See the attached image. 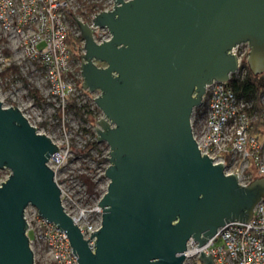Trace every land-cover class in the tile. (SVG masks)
I'll return each mask as SVG.
<instances>
[{
    "label": "water",
    "instance_id": "1",
    "mask_svg": "<svg viewBox=\"0 0 264 264\" xmlns=\"http://www.w3.org/2000/svg\"><path fill=\"white\" fill-rule=\"evenodd\" d=\"M114 1L94 19L112 35L100 44L73 14L85 40L83 87L101 92L96 138L111 148L94 249L48 165L57 143L0 98V169L11 171L0 184V264H34L30 204L65 230L80 264H183L189 239L201 245L229 222H250L264 198V177L241 186L201 153L191 122L207 84L240 67L237 45L249 43L247 63L264 73V0ZM199 258L215 264L211 253Z\"/></svg>",
    "mask_w": 264,
    "mask_h": 264
},
{
    "label": "built area",
    "instance_id": "2",
    "mask_svg": "<svg viewBox=\"0 0 264 264\" xmlns=\"http://www.w3.org/2000/svg\"><path fill=\"white\" fill-rule=\"evenodd\" d=\"M86 3L98 5L87 19L74 10L80 7L79 11L86 12ZM115 3L114 0H0V89L6 88L4 72L15 66L19 71L11 69L9 78L13 92H20L25 86L23 78L18 82L23 74L38 88L47 85L49 94L60 105L75 100L79 93L72 75L70 24L73 22L79 29L74 20V15L78 16L95 28L93 36L97 43L109 40L112 37L109 29L94 25V19L99 12L114 9ZM243 45L247 48L237 51ZM249 50L248 42L234 48L240 67L231 74L230 81L247 73L244 62L247 63ZM230 81L214 80L207 84L203 102L193 110L194 116L195 109L207 103L205 128L197 133L192 116V129L201 153L209 155L215 164L224 163L226 174L237 173L239 184L248 186L257 177H264V138H258L252 131L257 115L251 112L253 102L237 95L229 86ZM261 94L264 96V91ZM54 141L59 151L51 154L47 162L61 188L62 204L86 240L102 225L104 209L99 202L103 196L94 198L81 178L85 173L79 175L70 169L71 144ZM29 210L28 206L25 217L28 234L34 231L31 244L36 241L45 253V262L34 264H80L65 230L42 217L38 209L34 213ZM96 241L95 235L89 239L93 249ZM199 243L194 238L188 240L183 264H204L199 258L202 252L211 253L215 264H264V198L255 205L250 222H229L204 244Z\"/></svg>",
    "mask_w": 264,
    "mask_h": 264
},
{
    "label": "rangeland",
    "instance_id": "3",
    "mask_svg": "<svg viewBox=\"0 0 264 264\" xmlns=\"http://www.w3.org/2000/svg\"><path fill=\"white\" fill-rule=\"evenodd\" d=\"M79 8L77 7L74 10L78 12L77 14L81 15ZM70 25L72 26L70 35L77 41V44L71 47L73 53L72 75L77 84V92L79 93L75 98V102L78 104L79 109L82 108L85 118H88V120L84 116H81V114L79 115L76 108L68 105L70 102L66 105H60L61 103L49 94L47 85L44 88H38V85L33 84L28 76H24L23 74L18 82L23 78L25 86L17 93L9 88L11 86L9 79L11 73L6 76L4 75V78H6V88L0 89V98L3 100L5 106L15 105L20 107L22 112L30 119L34 126L36 125L38 127L40 132L46 135L48 134L52 139L62 144H72L74 151H71L69 156V160L71 161L70 169L79 175L85 173L91 179L92 183H95L94 194L92 195L94 198L96 196L98 198L105 195L104 193L110 183L105 175V169L110 165L108 157L110 156L111 148H109L105 140L99 142L96 138L97 121L104 116L101 109L95 103V98L100 96L101 92L99 90L89 92L83 87L84 82L82 70L80 69L82 59L80 56L85 52V40L84 38H79L80 31L77 26L73 22ZM245 48H247V45L240 46L237 51ZM95 63L99 67L105 65L104 62L96 60ZM34 91H38L42 97L40 101L36 100L33 94ZM258 97L257 102L263 108L262 111L264 114V96L260 94ZM206 106L207 103H204L203 107L196 108L195 115L193 116L195 130L199 134L205 128ZM86 109L92 111V115ZM254 119L255 121L258 120L257 115L254 116ZM262 128L264 130V126ZM262 137L264 138V135ZM93 142H96L94 147ZM10 172V169L7 167L0 169V184L9 178ZM29 209L30 213H34V210L37 208L30 204ZM29 235L33 238L34 231L30 230ZM32 249L35 253L36 263L45 262V253L36 241L32 242Z\"/></svg>",
    "mask_w": 264,
    "mask_h": 264
},
{
    "label": "trees",
    "instance_id": "4",
    "mask_svg": "<svg viewBox=\"0 0 264 264\" xmlns=\"http://www.w3.org/2000/svg\"><path fill=\"white\" fill-rule=\"evenodd\" d=\"M97 4L96 3H86L85 4V8H86V12L83 11H79V13L85 18L87 19L89 16H91L93 14V12L95 11V9L97 8ZM79 38L83 39V36L79 35ZM77 41L75 39H73V37H71V35H69L68 38V43L70 45V47L75 46L77 43ZM9 55V53H8ZM244 65L247 68V73L245 74L244 77L240 78L238 77L233 78L230 82H229V86L232 87V89L234 90V92L239 95L244 97L247 101H252L253 102V109L251 110L252 113L257 112V118L258 120L254 121L253 123V134H255L258 138H262V136L264 135V130H263V126H264V114H263V108L260 107V105L258 104V99L260 96V94L264 91V73L259 74V75H255L248 63L244 62ZM11 69L13 71H19L18 67L12 66L10 67V69H8L7 71H5L4 75H9ZM36 97L37 101L41 100V96L39 95L38 91H34L33 93ZM73 108H76L79 115L81 114V116H84V112L82 111V108H78V104L75 102V100L70 101V103L68 104ZM86 108V107H85ZM86 111L89 112V114L92 115V111H89V109ZM86 120H88V118H85ZM90 120V119H89ZM96 142H93V147L95 146ZM92 146V145H91ZM71 149L73 150L74 147L71 144ZM76 150V149H75ZM74 151V150H73ZM82 180L87 183L88 185V190L89 193L94 194V187H95V183H92L91 179L86 175L83 174L81 176Z\"/></svg>",
    "mask_w": 264,
    "mask_h": 264
}]
</instances>
